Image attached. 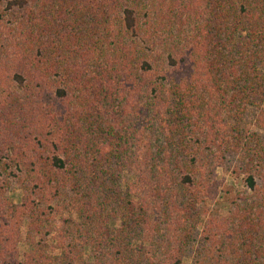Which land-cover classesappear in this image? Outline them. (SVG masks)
Returning a JSON list of instances; mask_svg holds the SVG:
<instances>
[{"label": "trees", "instance_id": "obj_1", "mask_svg": "<svg viewBox=\"0 0 264 264\" xmlns=\"http://www.w3.org/2000/svg\"><path fill=\"white\" fill-rule=\"evenodd\" d=\"M0 154V264H264V0H0Z\"/></svg>", "mask_w": 264, "mask_h": 264}, {"label": "rangeland", "instance_id": "obj_2", "mask_svg": "<svg viewBox=\"0 0 264 264\" xmlns=\"http://www.w3.org/2000/svg\"><path fill=\"white\" fill-rule=\"evenodd\" d=\"M2 155V154H0ZM217 173L219 175H223L225 178V181L228 183V186L230 183L233 184L232 186H229L231 189L239 187V184L237 183V178H231L228 176L225 172L221 171L219 168H217ZM1 174L4 176L6 180L1 178ZM22 174L21 172H18V170L15 169V167L12 165L11 161L7 159V156L0 158V178L3 179L0 181V190L3 192L4 196L8 199L10 203L13 205H18L21 201V195H22V188L20 184L21 177L19 176ZM212 207H216V203H212ZM220 212L224 211V208H222L219 205L216 207ZM19 253H21L24 250V247L22 244H19L18 247ZM182 264H185L183 262Z\"/></svg>", "mask_w": 264, "mask_h": 264}]
</instances>
